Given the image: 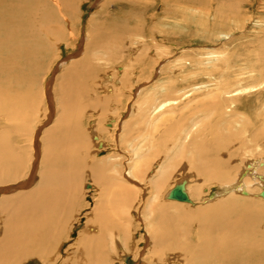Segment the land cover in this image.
Segmentation results:
<instances>
[{
    "label": "bare ground",
    "instance_id": "1",
    "mask_svg": "<svg viewBox=\"0 0 264 264\" xmlns=\"http://www.w3.org/2000/svg\"><path fill=\"white\" fill-rule=\"evenodd\" d=\"M80 1L83 0H0V264H22L24 260L39 257L44 264H55L49 252L55 244H60L63 231L67 230L76 211L80 210V203L87 194L86 187L91 189V193L99 194L97 201H89L92 217L87 222L93 223H86L84 232L74 245L79 248L70 254L73 258L75 255H80L82 259L88 257L90 264H108L111 257L109 250H112L110 245L113 244L105 247L100 242L108 232L112 234L108 190L113 187L120 189L127 195L126 201L130 202L137 190L129 183L136 189L140 188L144 194L149 190L154 195L147 201L146 208L154 204L149 213L154 219L149 224L154 222L151 226L160 230L151 238L154 255L158 258L156 264H264V150L261 148V143L264 144V45L257 50L259 53L254 61L247 63L252 65H245V68L238 62L234 65L225 62L220 66H216L215 61L214 64L212 61L204 62V74L212 80L201 87L191 86L187 91L171 81V76L162 81L160 79L161 82H153L150 77L135 97L131 95L133 99L127 104L129 112L136 114L123 125L124 133L129 129L130 134L136 135L128 141L133 155L128 151L123 157H107L104 151L109 146L101 141V125L98 121L91 122L86 135L82 129L84 119L81 114L89 108H95L100 114L112 111L106 102L114 101L116 112L120 105L117 100L124 95L123 92L134 87L129 86L125 77L119 82L121 89L111 99L102 101L96 96L89 103L90 98L85 97L82 90L78 91L80 95L69 92L68 82L83 76L92 77L91 72L96 74L100 68L95 64L103 58L113 63L123 59V54L127 56V46L132 41L128 38L130 33L142 39L136 42L140 52L134 57L138 63L146 62L149 46L145 45V37L141 36L143 33H134L128 27L123 29L130 32L127 37L119 35L108 43L109 34L90 35L82 58L77 60L73 57L62 63V75H58L61 82L56 86L62 87L61 93L58 96L56 89L53 93L54 98L57 95V123L43 133L39 142L38 135L42 129L29 136L31 122L35 120L39 108L38 101L31 99L29 107V101L17 96L20 93L17 82L23 79L25 72L30 75L35 71L39 73L46 46L51 41H59L53 38L60 32L53 27V21L58 19V15L63 20H69L68 14L77 8ZM118 1L104 0L98 8L105 10ZM124 1L135 6L140 0ZM180 1L184 5L180 11L185 9L184 14L191 21L201 22L208 15L209 20L213 17L217 22L218 15H213L216 9L204 12L198 7L204 2L214 4L216 0ZM246 1L233 3L222 0L217 10H223L229 17V23L238 28L240 22L236 23L239 21L237 16ZM224 22L218 20L217 24L223 27ZM207 54L215 56L217 61L225 57L214 52ZM167 66L163 67L164 71L171 72ZM245 78L257 82L262 89L258 95L263 99L256 103L250 116L242 112L240 100L236 99L254 88L240 87ZM168 79V83L165 82ZM106 81L111 82V79L106 77ZM238 85L239 88L235 87ZM43 93L50 106L43 121L48 126L54 116L53 97L49 90ZM183 113L182 123L172 121L176 114ZM135 118H139L138 122L143 126L139 134H135L136 127L131 125ZM112 121L116 123L114 117ZM215 122L217 126L212 124ZM161 126L165 127V132L156 140ZM145 133L147 136H144ZM28 137L30 140H27ZM15 138L19 141H14ZM233 138H236L237 148L243 152L241 161L231 155L232 150H226ZM27 141H30V155ZM162 144H168V147L152 155L151 152ZM41 153L39 173L35 175ZM161 155L154 165L153 161ZM181 164L183 171L188 172L186 177L161 197L170 180L171 170L175 171ZM233 171L237 173L231 177ZM136 179L140 180L142 187ZM192 179L199 183L217 181L219 188L213 194L204 196L201 195L202 185L197 187L196 193L200 192L202 200L200 204H204L205 208L190 212L181 208L186 207L185 203L197 206L188 187ZM145 186L149 188H143ZM183 194L186 197L183 198ZM149 214L144 215L146 220ZM193 219L201 225L195 234L196 239L191 231L187 241ZM180 220L183 222H178ZM123 247H128L129 251V246ZM169 252L177 256L163 260L164 254ZM123 257H120L121 260ZM62 264L68 263L65 261Z\"/></svg>",
    "mask_w": 264,
    "mask_h": 264
},
{
    "label": "rangeland",
    "instance_id": "2",
    "mask_svg": "<svg viewBox=\"0 0 264 264\" xmlns=\"http://www.w3.org/2000/svg\"><path fill=\"white\" fill-rule=\"evenodd\" d=\"M103 1L104 0L80 1L77 3V8H74V10L69 13L70 17L68 14L67 19L69 20H63V17L58 15V19L53 21V27L56 30L59 29L60 32H57L53 38H57L59 41L54 42L56 41L54 40L51 41L49 45H45V55L42 57L39 73L36 71L32 72L31 76L29 72H25L23 74V79L17 82V88L20 90V93L17 94V96L29 101V107L32 104L31 99L35 102L38 101L39 108L36 111L35 120L31 122V132H29V136L32 132H35V130H38L37 133H39L40 129H42L41 133L38 135L39 142L41 141L43 133L49 128L54 127L57 123V115H59L57 113V95L54 98L53 93L55 89L58 96L61 93L62 87L56 88V86L61 82L58 80L63 71L62 63L69 61L73 57L77 60L81 59L87 49L86 44H88L87 41H89L90 35L93 36L103 33L105 35L109 34L110 39L107 41L108 43L111 39H116L119 35L121 37H127V34L130 32H127V30L123 31V29L128 27L131 29L130 31H134V33L138 31L143 33L141 36L145 37V45L149 46L146 62L138 63L137 58L134 57L140 52L136 42H141L142 39L139 35H131L130 33L128 38L132 41H129V45L127 46V48L129 47V50H127V56L123 54V59H119L113 63H108L106 58H103L95 64L100 68L97 70L96 74L91 72L93 75L92 77L86 78L83 76L84 78H75L68 82L69 92H74L75 95H80L78 91L82 90L84 96L90 98L89 103L93 102L96 96L102 99V101H108L111 99L110 97L115 95V93L121 89L122 85L120 83L125 77L127 78L129 86L134 87L133 89L129 88L126 92H123L124 95L117 100L120 102V105L117 107L116 112L114 111L116 105V102L114 101L109 104L106 102L107 106L110 105L112 107V111L100 114L95 108H89L85 110L84 114H81L84 119L82 122V129L85 131L86 135L92 126L90 124L91 122L98 121L101 125L100 127L102 130H99L101 141L106 142L109 146V148L104 151L107 157L114 155H122L123 157L126 156L128 151L129 154L133 155L132 150L130 151V148H128V141L131 140L130 138L133 136L136 137V135L130 134L129 129L124 133L123 125L124 122L126 123L127 120L130 121L136 114L129 112L127 104L133 99L132 97H135L140 89L145 87L144 83H146L150 77H152L153 82H159L160 79L162 81L163 78L167 79L171 76V81L177 82L180 89L187 91V89H191V86L201 87V85L204 86L212 80L204 74V70H206L204 62L215 61L216 66L223 65L225 62H229L230 65H234L238 62L241 67L245 68V65H252L247 63L252 60L254 61L256 54L259 53L257 50L261 49V46L264 45V0H247L250 3H247V1L245 2V7L240 9V15L237 14V20L239 21H236V23L240 22V25H238L240 28H235L230 24L229 17L223 12V10H217V6L220 5L222 0H216L214 4L210 2L199 4L201 5L198 6L201 8L200 11L207 12L214 8L216 9V12L219 13L216 14L215 10H213L214 12L212 11L213 15H218L217 22L213 20V17L209 20L207 15L198 23L191 21L188 17L186 18V15L184 14L185 9H181L180 11V8H182L181 6H184L180 0H140L137 1L135 6H133L132 3L120 0L109 5L105 10H99L98 5ZM227 1L228 0H226V2ZM237 1L238 0H231L233 3H236ZM174 2L177 5H175ZM259 2L260 5H258ZM180 15H183L184 17ZM232 15L233 14L230 16ZM203 20L205 23L202 22ZM218 20H221V22L225 21L223 27L217 24ZM250 21L252 22L250 23ZM230 30L232 32H230ZM229 32L231 35L228 34ZM225 35L228 37H225ZM111 51H113V49ZM211 52L217 53L218 55H225V57L219 58L217 61L215 56L212 57V55L210 56L207 54H211ZM166 66L170 67V70L172 71H164L163 67ZM32 69L36 70L34 67H32ZM106 77L110 78L111 82H105ZM231 78L234 79V77ZM245 80L240 84L241 86L238 85L235 87L239 88L240 86L243 88V86H246L244 88H248L251 86L254 88L247 90L243 95L240 94L236 99L240 100L239 104L243 108L242 112L245 114L248 113L247 115L250 116L251 112L253 113L255 111L254 107L256 106V103L259 100L261 101L264 97L259 98L258 93L262 89H259L260 87L257 85V82L251 79L248 81L246 78ZM167 81H169V79L165 80V82ZM255 87L258 88L256 89ZM45 90L50 91L53 97L52 104L54 105V116L52 122L51 120L49 121L48 126H45L43 123L46 111L50 108V106H48L49 101L45 100L46 95L43 93ZM190 95L191 94H189V96ZM187 100L188 99H186V102ZM87 104L88 103H85V105ZM131 104L132 103H130L129 106L130 108L132 107ZM230 111L231 110H228V112ZM183 115L184 113L176 114L172 121L175 123H182ZM112 117L115 118L116 123L112 121ZM138 119L139 118H135L131 124L136 127L135 134H139L138 132L143 129V126L138 122ZM129 121L127 123H129ZM217 122L212 124H216ZM108 124H112V126H108ZM167 126L169 127V125ZM214 126H217V124ZM164 128V126L159 128V131L156 133V140L159 139V135H163L165 132ZM170 134L173 139V133L171 132ZM144 136H147V133H145ZM30 137H28L27 140H30ZM146 138L149 140L148 137ZM234 139L236 138L232 139L230 147L226 150H232L231 155L235 159L242 160V158H244L243 152L237 148V142ZM14 141H19V139L15 138ZM261 144V148L264 150V144ZM167 147L168 144L159 145L153 152H151V154L155 155L160 150H164ZM26 148H28V153L30 155V141L26 142ZM162 156L163 155L153 161L154 165ZM41 161L42 153L39 156L38 170L35 175L39 173ZM226 161H228V159H226ZM145 167L146 166L142 167V169ZM182 167L181 164L178 165L175 171H173L174 169L171 170L170 180L166 183L165 189L161 193V197H163L169 190L173 189L180 180L186 177L188 172L187 170L183 171ZM154 168L155 167L153 166L152 169ZM236 173L237 172L233 171L231 177H234ZM136 181L139 183V186L142 187V185H140V180L136 179ZM189 182V191L190 194H193L197 206L193 207L192 205L185 203L186 207L181 209L190 212L204 209V204H200V201H202L200 199V192L197 194L196 188L202 185L201 195L207 196L218 190L219 183L217 181L199 183L196 179L189 180ZM89 183L90 181L86 182L87 185ZM129 185L137 190V193L132 194L130 202L126 201L127 195H124V192L120 189L113 187L108 190L110 195L109 199L111 198V208L108 209V214L109 216L111 215V230L113 235L108 232L107 236L100 242L104 244L103 246L105 247L113 244L110 245V249L112 250H109L111 257L108 264H144V262L156 264L158 258L154 255L155 248H153L151 238L160 230L157 227L151 226L154 222L149 224V222L154 219V216L149 214L150 209L154 204L149 208H146L147 201L154 197V195H152L149 190H146L147 192L144 194L141 192L142 190H140V188L136 189V187L132 186L130 183ZM143 188L148 189L149 186ZM90 191L91 189L86 187L85 192L87 194L80 203V210L78 209L76 211L75 217L71 220L69 227L66 228V231H63L60 244H55L49 252V256L52 258L53 262L55 261V264H62L65 261H67L68 264H90L91 262V259L88 257L82 259L79 257L80 255H75L73 258L70 254V252H75L77 248H79L74 245L78 242L80 234L84 232L86 223L87 225L93 223V221L87 222L88 220H91L92 217V208H90L91 203L89 201H97V196L99 194L98 192L91 193ZM163 202H165V199ZM143 210L144 215L148 212V220L144 218V215L142 214ZM206 220L210 221V219ZM178 222L183 221L180 220ZM184 222L186 223V221ZM200 225V222L196 219H193V221L191 220L189 232L187 233V241L190 238L191 231L194 233V239H196L195 234ZM119 238L121 241H118ZM105 240H107V243H104ZM123 245L129 246V251L128 247H123ZM75 247L76 249H74ZM169 253L164 254L163 260L177 256L175 253ZM119 256L124 257L121 260ZM23 262L24 263L22 264H44V260L40 257L37 259L30 258Z\"/></svg>",
    "mask_w": 264,
    "mask_h": 264
},
{
    "label": "water",
    "instance_id": "3",
    "mask_svg": "<svg viewBox=\"0 0 264 264\" xmlns=\"http://www.w3.org/2000/svg\"><path fill=\"white\" fill-rule=\"evenodd\" d=\"M263 195H264V194H263ZM172 196H173V194H172ZM179 196H181V194H180ZM182 197L184 198V197H186V195H185V194H183V196H182Z\"/></svg>",
    "mask_w": 264,
    "mask_h": 264
}]
</instances>
